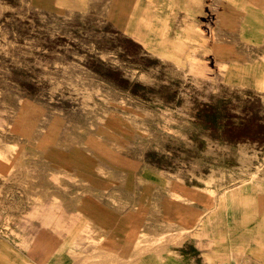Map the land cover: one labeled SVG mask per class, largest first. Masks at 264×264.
<instances>
[{
  "label": "rangeland",
  "instance_id": "1",
  "mask_svg": "<svg viewBox=\"0 0 264 264\" xmlns=\"http://www.w3.org/2000/svg\"><path fill=\"white\" fill-rule=\"evenodd\" d=\"M246 243L264 0H0V264H264Z\"/></svg>",
  "mask_w": 264,
  "mask_h": 264
},
{
  "label": "crops",
  "instance_id": "2",
  "mask_svg": "<svg viewBox=\"0 0 264 264\" xmlns=\"http://www.w3.org/2000/svg\"><path fill=\"white\" fill-rule=\"evenodd\" d=\"M246 223H250L247 220L246 221H235L234 223H229V227L234 226L235 230L244 228L246 229V227H243L244 225H246ZM254 223V222H253ZM212 229H209L207 232L210 233ZM241 234L236 233V237H240L238 236ZM235 240L237 241H242V240H246V238H236ZM258 242H260L261 239H256ZM242 244L237 243L236 246H240ZM260 245H264L261 243H249V245L246 243V250L251 251V253L254 255V252H257L260 249ZM251 246V247H250ZM255 246V248H253ZM29 251H31V249H29ZM23 262H21V264H26V263H31V264H60V261L62 262V260H60V257L56 254H52L49 253L47 254L46 258L43 257H39V254H37L35 251H33L32 253H23ZM45 259V260H44ZM44 262V263H42ZM63 264V262H62ZM213 264H216L215 262H213Z\"/></svg>",
  "mask_w": 264,
  "mask_h": 264
},
{
  "label": "bare ground",
  "instance_id": "3",
  "mask_svg": "<svg viewBox=\"0 0 264 264\" xmlns=\"http://www.w3.org/2000/svg\"><path fill=\"white\" fill-rule=\"evenodd\" d=\"M191 39V38H190ZM190 39H187L188 41L190 40ZM186 40V41H187ZM195 40V39H194ZM191 41H192V39H191ZM192 44V43H191ZM186 59V58H185ZM190 60V59H189ZM192 63V62H191ZM236 202V200H234V201H226V200H222V205H224L225 207H226V212L228 211V210H231V208H232V205L234 204ZM213 219H210V220H208L207 221V223H206V226H205V230L206 231H208L209 229H210V224L209 223H211V221H212ZM57 229V228H56ZM23 243H26L25 245L26 246H29V247H31L30 246V240H23L22 241ZM21 245V244H20ZM23 245V244H22ZM62 247V246H61ZM66 251V250H65ZM36 252V251H35Z\"/></svg>",
  "mask_w": 264,
  "mask_h": 264
}]
</instances>
